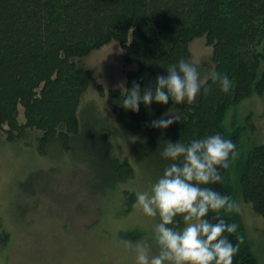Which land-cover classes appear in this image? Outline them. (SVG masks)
<instances>
[{
  "label": "trees",
  "instance_id": "16d2710c",
  "mask_svg": "<svg viewBox=\"0 0 264 264\" xmlns=\"http://www.w3.org/2000/svg\"><path fill=\"white\" fill-rule=\"evenodd\" d=\"M199 38L212 47L211 73L232 81L229 94L220 92L210 73L192 104L153 102L141 104L138 113L121 106L133 83L142 91L152 87L180 59L195 66L191 44ZM112 43L122 48L126 66L135 68L126 71L124 89L99 88L107 106L102 107L98 100H86L94 82L86 62ZM253 95H264V0H0V140L23 144L40 156L54 148L70 152L74 145L93 153L110 191L125 193L115 200L127 204L123 215L133 210L136 196L120 186L132 183L137 172L131 155L119 154L118 144L138 137L163 150L166 141L188 143L219 133L234 141L235 156L221 169L222 182L209 187L236 205L240 189L252 217L264 220V143L242 153V128L226 124L230 110ZM165 113L181 119L164 130L152 127ZM214 216L238 226L229 235L239 243L233 264H260L254 244H264V231L258 237L250 232L239 210L209 213ZM12 243L0 215V255Z\"/></svg>",
  "mask_w": 264,
  "mask_h": 264
},
{
  "label": "rangeland",
  "instance_id": "374dc122",
  "mask_svg": "<svg viewBox=\"0 0 264 264\" xmlns=\"http://www.w3.org/2000/svg\"><path fill=\"white\" fill-rule=\"evenodd\" d=\"M191 50L200 81H204L212 71V47L199 38ZM86 63L94 72L86 100H98L102 107L107 106L99 88L124 89L126 71L135 68L126 66L117 43L96 51ZM263 114L264 95H253L228 113L226 124L242 128V153L264 143ZM90 122L92 130L95 126ZM128 141L126 146L118 144L119 154L131 155L137 174L120 190L136 196L162 175L166 160L159 147L145 145L138 137ZM95 161L93 153L81 152L77 145L70 152L54 148L40 156L23 144L0 140V215L13 234L12 247L2 252L0 264H135L125 240L152 243L155 251L152 238L157 219L143 216L135 207L123 215L127 204L115 200L125 193L110 191L108 177ZM233 178L237 182V175ZM240 192L236 193L238 210L248 230L258 237L264 231V220L252 217ZM262 241L254 244L260 264H264Z\"/></svg>",
  "mask_w": 264,
  "mask_h": 264
},
{
  "label": "clouds",
  "instance_id": "9594fccd",
  "mask_svg": "<svg viewBox=\"0 0 264 264\" xmlns=\"http://www.w3.org/2000/svg\"><path fill=\"white\" fill-rule=\"evenodd\" d=\"M210 77L222 94L230 93L232 81L226 74L213 71ZM124 91L121 106L138 113L141 104L167 105L170 100L192 104L201 92V81L196 66L180 59L166 68V75L157 76L152 87L142 91L133 83ZM180 119L165 113L151 126L164 130ZM235 149L234 141L219 133L188 143L166 141L161 157L168 165L147 191L136 193L134 204L143 216L157 219L152 238L155 251L146 241H123L134 253L135 264H233L239 243L229 235L238 226L209 213H231L238 211V205L209 185L222 182L221 169L229 166ZM181 222L183 227L178 226Z\"/></svg>",
  "mask_w": 264,
  "mask_h": 264
}]
</instances>
